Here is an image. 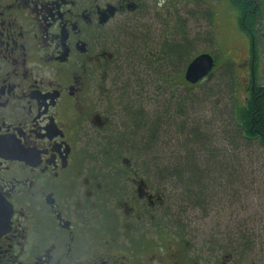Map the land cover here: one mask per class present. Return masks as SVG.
I'll list each match as a JSON object with an SVG mask.
<instances>
[{"label": "flooded vegetation", "instance_id": "1", "mask_svg": "<svg viewBox=\"0 0 264 264\" xmlns=\"http://www.w3.org/2000/svg\"><path fill=\"white\" fill-rule=\"evenodd\" d=\"M181 1L208 10L214 29L208 0ZM245 1L241 24L227 0L247 94L264 73V0ZM165 5L0 0V264H247L229 234L204 249L168 216L166 188L134 152V121L122 120L119 40Z\"/></svg>", "mask_w": 264, "mask_h": 264}, {"label": "trees", "instance_id": "2", "mask_svg": "<svg viewBox=\"0 0 264 264\" xmlns=\"http://www.w3.org/2000/svg\"><path fill=\"white\" fill-rule=\"evenodd\" d=\"M230 1L239 9H244L240 21L242 24L246 1ZM206 17L210 21L212 15L206 14ZM129 32L135 34L134 31ZM193 42L184 38L182 42L166 44L161 60L171 61V67H177L190 54ZM128 49L129 57H122L123 62L140 56L133 47L128 46ZM146 54L152 56V63H147L145 57L144 63L160 64L153 51L149 49ZM139 61L142 62V59ZM233 68L234 66L227 65L224 68V76L229 89L235 93ZM213 76L212 73L200 84L205 85ZM135 96L138 99L141 95ZM226 97L224 89L216 86L206 89L205 95L201 97L197 95L177 99L174 101V114L170 113V108L163 111L161 107L150 120L139 117L138 114L133 116L136 129H143L144 132L142 140L133 145L134 152L137 149V154L143 156L142 161L150 162L151 176L159 186L167 190V202L174 206L179 204L178 216H182L190 207V210H197L207 217L215 212V206L218 205L222 207L218 206L216 212L223 214L226 212L223 208L227 199L232 200L238 195L237 189H244L245 185L247 187L249 179L245 175L246 169L256 166L254 169L262 171L260 177L262 180L264 178V87L257 80L244 100L236 98L233 94L229 98L230 101H226ZM204 104L207 105V115L210 114L208 117H201L203 115L199 111L203 110ZM127 106L131 105L128 103ZM146 126L150 127L148 131ZM168 139L176 145H168ZM169 146L176 148L171 151L174 157L159 156L167 153ZM256 157L258 165L255 164ZM243 158L247 164H244ZM168 216L175 218V215ZM245 235L244 233L240 236L237 243L235 240L231 241L232 248L241 255L247 252L248 256H251L256 252V248L255 245H250V239ZM261 246L263 247L262 242ZM259 262L264 264V256L259 258Z\"/></svg>", "mask_w": 264, "mask_h": 264}, {"label": "rangeland", "instance_id": "3", "mask_svg": "<svg viewBox=\"0 0 264 264\" xmlns=\"http://www.w3.org/2000/svg\"><path fill=\"white\" fill-rule=\"evenodd\" d=\"M208 2L211 6L208 8L209 12L215 13L214 31L206 17L208 10H205L206 12L203 11V13H200L202 15H200L198 14L199 9L197 5L193 3L187 4L181 0H166L165 12L153 9L157 15L162 17L161 21H153L149 18L144 19V22L139 24L137 31L133 30L135 34L128 31L119 40L124 52L123 57H129L128 46L133 47L138 52L137 54H140L137 59L132 58L128 62H123L122 60L123 65H120V68L122 67L119 71L118 84L120 105L124 108L129 107L127 110L121 107L125 113L122 116L123 121L133 123V116L136 114L139 117L150 120L152 115L160 111L161 107L163 111L170 108V113L174 114V101L181 97H184V99L196 97L197 95L201 97L205 95L206 89L216 86L222 88V90L224 89L227 95L226 101L229 100L232 94L236 98L244 100L247 94L243 88L247 83L242 79V76L245 74V67H242L241 64L242 58L247 57L248 54L247 46L244 43L245 39L241 37L240 33H236L233 27V25L237 26V23L233 16L232 7L227 0H208ZM212 31L215 33L214 38L211 37ZM184 38L194 42L190 54L177 67H171V61L169 63L168 61L161 60L166 44L171 45L174 41L182 42ZM211 38H213V41ZM147 49L156 54L155 58L160 60V64H147L152 63L151 57L146 54L148 52ZM201 54H210L214 57L216 64L214 76L208 80L209 84L206 82L205 85L191 86L184 80L185 72L189 63ZM262 56L261 60L264 69V52ZM144 57L147 59V63H144ZM141 59L142 62L139 61ZM230 62H233V69L234 71L236 70V75L234 76V81L236 82L235 93H232L229 89L230 87L227 85L228 81L224 76V68ZM246 72L248 73V70ZM260 83L264 87V73ZM129 93L131 94L130 96ZM121 94H127L128 97L123 99ZM136 94H140L141 96L137 99ZM128 103L131 106H127ZM206 107L207 105L204 104L203 110H199L202 113L201 115H203L201 117H208L210 115H207L205 111ZM141 113L143 114L141 115ZM127 117L132 118L127 121ZM149 128V126H146V131ZM133 133L136 143L142 140L143 129L138 131L135 127ZM170 141L168 139V145H176L175 142L171 143ZM171 147H168L167 153L159 154V156L172 157L174 153L171 151L176 150V148ZM135 153L137 154V149ZM243 160L245 161L244 164H247L246 159L243 158ZM255 164L258 165V157H256ZM254 168L245 170V175L249 179L247 187L245 185L244 189H237V197L234 196L232 200L227 199L225 202L226 206L223 208L226 211L225 213L216 212L218 206L222 207L218 205L215 206V212H212L215 215L210 214V216L206 217L197 210H190V207L187 206L189 209L182 216H178L179 204L174 206L170 202L169 207L171 208H168L166 212L170 215H175L173 219L183 224L184 227L186 226L191 235L200 239L199 243L204 249H208V244H206L208 238L210 239L214 236L219 238L223 235H230L231 241L235 240L237 243L238 238L245 233V236L250 239V245H255L256 248V252L251 256H248L246 252L245 255L248 256L246 263L259 264V258L264 256V178L262 180L260 177L262 171L259 172V170ZM250 175L252 176L251 178ZM184 206L186 205L184 204ZM232 242H228L231 246L230 249H233ZM261 242L263 243V247L261 246ZM223 248L224 244L221 241L219 250L221 251Z\"/></svg>", "mask_w": 264, "mask_h": 264}, {"label": "water", "instance_id": "4", "mask_svg": "<svg viewBox=\"0 0 264 264\" xmlns=\"http://www.w3.org/2000/svg\"><path fill=\"white\" fill-rule=\"evenodd\" d=\"M215 68V59L210 54H201L187 67L185 81L197 85L208 78Z\"/></svg>", "mask_w": 264, "mask_h": 264}]
</instances>
